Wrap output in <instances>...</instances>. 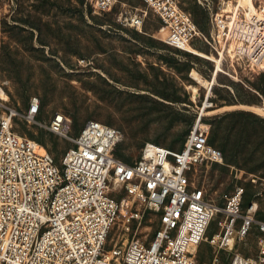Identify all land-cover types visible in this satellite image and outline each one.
<instances>
[{
  "label": "rangeland",
  "instance_id": "1",
  "mask_svg": "<svg viewBox=\"0 0 264 264\" xmlns=\"http://www.w3.org/2000/svg\"><path fill=\"white\" fill-rule=\"evenodd\" d=\"M176 1L204 33L192 42L196 51L183 48L144 0H118L105 13L95 11V0H0V117L7 106L16 109L20 114L14 130L45 142L60 160L72 143L24 118L30 97L38 95L41 121L63 111L73 119V134L89 119L119 128L123 135L116 152L131 162L151 142L181 148L200 119V129L222 148L224 158L193 166L189 183L203 187L218 204L224 203L226 192L242 185L245 208L263 190L257 218L264 219V70L238 58L215 21L234 0ZM142 9L148 10L142 30L119 19L121 11ZM224 49L223 70L208 96L215 59ZM207 97L213 104L204 109ZM252 174L261 176L258 182ZM134 213L128 220L120 215L108 247L118 236L122 241L152 239L158 215L142 203ZM222 219L217 214L211 221L195 250L196 264L214 260L211 239L220 232ZM260 238L254 225L235 248L254 257ZM232 253L222 249L219 255L229 264Z\"/></svg>",
  "mask_w": 264,
  "mask_h": 264
},
{
  "label": "built area",
  "instance_id": "2",
  "mask_svg": "<svg viewBox=\"0 0 264 264\" xmlns=\"http://www.w3.org/2000/svg\"><path fill=\"white\" fill-rule=\"evenodd\" d=\"M144 1L183 48L196 51L192 42L204 33L190 13L176 0ZM117 2L95 0V11H112ZM234 2L215 21L238 58L264 70V0ZM147 16V9L121 11L119 19L142 30ZM207 101L204 109L213 104ZM41 112V97L31 96L24 118L72 145L57 160L46 145L14 130L20 113L6 107L0 117V264H196L195 250L217 214L223 216L220 232L211 239L217 253L204 264H226L219 255L222 249L233 251L229 264H264V219L257 218L263 190L245 208L242 185L226 192L224 203L218 204L188 181L196 164L224 158L200 129V119L181 148L151 142L131 162L116 154L123 134L114 125L89 119L73 134L69 114L56 111L49 121H41ZM260 178L252 174L254 182ZM140 203L159 217L152 239L122 241L118 236L108 247L120 215L128 220ZM254 225L261 232L260 250L251 257L235 246Z\"/></svg>",
  "mask_w": 264,
  "mask_h": 264
},
{
  "label": "bare ground",
  "instance_id": "3",
  "mask_svg": "<svg viewBox=\"0 0 264 264\" xmlns=\"http://www.w3.org/2000/svg\"><path fill=\"white\" fill-rule=\"evenodd\" d=\"M252 0H240V2L241 3H245V2H251ZM222 34V33H221ZM230 52L233 54V50L232 49H230ZM221 55L222 56H220V57H217L216 59H215V68H214V71H213V79H212V81H210L209 82V89H208V96L210 95V93L212 92V89H213V87H214V85H215V83H216V79H217V75L219 74V72L220 71H222L223 69H222V59H223V57H224V55H225V49L222 51V53H221ZM194 90H195V92H197L198 91V89H197V87L196 86H194ZM206 104H208V101L206 102Z\"/></svg>",
  "mask_w": 264,
  "mask_h": 264
},
{
  "label": "trees",
  "instance_id": "4",
  "mask_svg": "<svg viewBox=\"0 0 264 264\" xmlns=\"http://www.w3.org/2000/svg\"><path fill=\"white\" fill-rule=\"evenodd\" d=\"M29 103V102H28ZM28 106V105H27ZM38 140V139H37ZM39 142H41V143H43L44 145H45V142H43V141H41V140H38ZM209 142L211 143V144H213V145H216L215 143H214V141H212L211 140V138L209 139ZM217 146V145H216ZM217 147H219V146H217ZM220 148V147H219ZM221 150H222V148H220ZM223 151V150H222ZM223 153H224V151H223ZM116 154H117V152H116ZM117 155H119V154H117ZM120 156V155H119ZM246 195V194H245ZM245 199H244V205H245Z\"/></svg>",
  "mask_w": 264,
  "mask_h": 264
}]
</instances>
